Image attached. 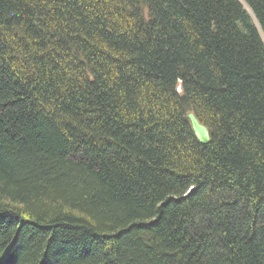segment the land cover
<instances>
[{
  "label": "trees",
  "instance_id": "obj_1",
  "mask_svg": "<svg viewBox=\"0 0 264 264\" xmlns=\"http://www.w3.org/2000/svg\"><path fill=\"white\" fill-rule=\"evenodd\" d=\"M0 264H264V0H0Z\"/></svg>",
  "mask_w": 264,
  "mask_h": 264
},
{
  "label": "water",
  "instance_id": "obj_2",
  "mask_svg": "<svg viewBox=\"0 0 264 264\" xmlns=\"http://www.w3.org/2000/svg\"><path fill=\"white\" fill-rule=\"evenodd\" d=\"M188 118L197 139L203 144L209 143L210 131L208 127L202 124L192 111L188 113Z\"/></svg>",
  "mask_w": 264,
  "mask_h": 264
}]
</instances>
